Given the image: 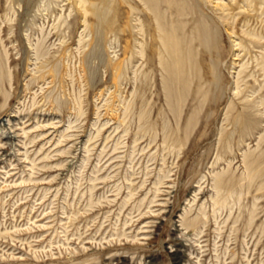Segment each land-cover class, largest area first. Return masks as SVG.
Instances as JSON below:
<instances>
[{"label": "rangeland", "instance_id": "obj_1", "mask_svg": "<svg viewBox=\"0 0 264 264\" xmlns=\"http://www.w3.org/2000/svg\"><path fill=\"white\" fill-rule=\"evenodd\" d=\"M158 1L0 0V264H264V0Z\"/></svg>", "mask_w": 264, "mask_h": 264}, {"label": "bare ground", "instance_id": "obj_2", "mask_svg": "<svg viewBox=\"0 0 264 264\" xmlns=\"http://www.w3.org/2000/svg\"><path fill=\"white\" fill-rule=\"evenodd\" d=\"M73 1H74V6H76V8L78 10V13L83 16L85 23H87V17L89 16V11H88L87 6H88V1L89 0H73ZM142 1H145L146 4L149 3V2L153 3L152 10L156 14V20H157L158 28L161 31V34H162V32H164V33L167 34L168 31L165 29L166 26H163V24H162L163 21H161L162 19H161V14H160V10H159L160 1H158V0L157 1H155V0H153V1L142 0ZM174 4H175V2H174ZM172 22H174V21H172ZM175 25H176V23H175ZM175 25H173V26L175 27ZM174 27H172V29ZM173 31H175V30H173ZM170 32H172V31H170ZM211 34L212 33L207 29V27H206V29L204 28L203 35H204V40H205V43L206 44H209L210 43L209 37L211 36ZM173 35H174V33H173ZM173 35H172V38L175 37ZM176 39H177V41L179 40L178 38H176ZM160 40L162 41V45H163V43L165 45H168L166 47L170 48V50L172 49V51H173V57H172V59H173V63L176 65V70H174L172 73H170V75H169L168 78H164V87H165V92H166L167 100L169 101L170 104H172V110H174L175 113L177 112L179 114L182 111L181 105H182V103H184L185 96H186L185 93H183L184 92V88L191 84V80H188V79L184 78V74L187 71V68H185V66H187L186 65L187 63H185V65L183 64L184 57L182 56L181 51H180V49L182 50V48H180V45L181 44L179 45L178 42L175 43L172 40L167 41L166 40V37H164L162 35H160ZM181 42H183V41H181ZM182 53H185V52H182ZM160 59H161L160 64L163 65L164 68L168 67V66L165 65V59H163V55L160 56ZM257 66L261 69V71L264 74V53L261 56L260 61L257 62ZM1 69H0V77L3 74L2 71H1ZM246 69H247L246 68V65L243 64L241 66L240 72L238 73V77H237V86H238V89L240 87V83H242L243 81H245V77L243 78V75H244ZM259 103H260V105H264V98L261 99V101ZM194 118L196 119V114H192L191 115L190 120H189V124H187L188 125L187 129L191 125L192 120H194ZM245 162H246V164L248 166L247 167V169H248L247 171L249 172L248 178H249L250 182H252V181H254L256 179V176H257L256 175L257 172L254 171V170H252V167H253L252 164L254 162L252 163L251 161H249V159L247 157L245 158ZM32 169H34V168H32ZM31 175H33V174H31ZM27 180H30L31 181L32 179H22V181H21L20 184L22 185L23 183H26ZM229 182H231V180L226 179L225 176H221L220 175V176H217L215 178L214 188H215V193H217V197L215 196L216 199L213 197L214 198L213 199L214 200V205H213L214 206V209H213L214 210L213 211L214 213L216 211H219L224 206H226L228 204V201H229L230 197H232L233 194H234V192L232 193L231 190H230L231 193H229V191H227V187L229 185ZM155 185H156V187H158V183H156ZM261 189H262V187L259 188V190H261ZM0 191H1V189H0ZM156 191L158 192L159 189L157 188ZM223 191H227V192L224 193ZM222 192H223V194H222ZM130 196H132V193L128 195V197L126 198V200L123 203L124 205H125V202L130 198ZM255 199L258 200L257 197H255ZM195 200L196 199L194 198V201ZM151 203H153V202H151ZM203 206H204V204H202V207ZM254 206L256 207V203L255 202H254ZM189 211L190 210H188V212ZM188 212L186 211L185 214L182 215L181 220H180L181 221V226H183V228H185V229L192 228L193 230L196 231L199 228L200 223H202L203 220L201 218L200 219L202 221H200V219L198 220V217L199 216L196 217V218H194V219L193 218L192 219L188 218ZM202 216H204V217L206 216L205 212L202 214ZM255 216H256L255 215V212L252 211L251 214H250V217L248 219V222H247L248 224L246 226V231H248L249 229H251L252 224H253L254 219H255ZM203 224H206V223H203ZM125 225H127V222L125 223ZM263 232H264V230H263ZM176 246H180V244H176ZM179 253H180V249L177 250V254L174 256L176 259H178ZM113 257H117V256H112L111 257L112 258V261L111 262L114 261L113 260ZM123 263L124 262H122L121 264H123Z\"/></svg>", "mask_w": 264, "mask_h": 264}]
</instances>
